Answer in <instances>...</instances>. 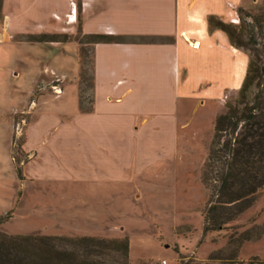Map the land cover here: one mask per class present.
<instances>
[{"label":"rangeland","instance_id":"obj_1","mask_svg":"<svg viewBox=\"0 0 264 264\" xmlns=\"http://www.w3.org/2000/svg\"><path fill=\"white\" fill-rule=\"evenodd\" d=\"M257 1L256 4L251 0L252 5L245 12L253 16L264 14V0ZM76 6L78 22L75 21L74 34L61 31L18 36L15 43H0V231L23 236L128 240L129 264H157L162 260L168 264H248L255 257L264 260V191L226 229L204 234L211 191L203 184L202 173L219 115L213 117L218 108L215 103L202 107L201 102L191 101L186 117L180 119L187 121L186 127H179L164 150H150L153 162L143 166L142 174L129 182L99 178L74 181L50 175V167L59 168L54 169L58 173L75 171V166L68 168L64 162L68 150L61 143L68 138L67 127L62 126L59 133L54 131L49 137L57 142V156L51 152L49 161L34 166L29 178L24 182L19 178L17 168L23 174L25 163L35 156L25 151V145L29 129L38 119L36 112L44 116L37 123L39 135L62 121L69 125L70 121L59 116V112L77 102L78 75L80 110H92L93 44L82 33V0H77ZM240 10L238 17L245 18ZM3 26L4 14L0 19V38ZM255 31L259 34L258 29ZM45 36L66 44L57 48L46 47L52 44L47 42L42 43L45 46L25 44ZM258 38L263 45L264 40ZM75 43L80 47L79 60ZM62 88L65 97L58 100ZM238 97L239 91H234L225 93L222 99L226 105L235 103ZM21 109H25L24 113L16 115ZM225 110L226 107L222 113ZM35 138L33 132L32 144L36 143ZM76 140L81 141L79 137ZM132 152L130 158L142 155L139 150ZM248 236L251 240L244 241ZM108 254L97 259L106 264L124 262L114 251ZM211 257L219 260L210 262Z\"/></svg>","mask_w":264,"mask_h":264},{"label":"crops","instance_id":"obj_2","mask_svg":"<svg viewBox=\"0 0 264 264\" xmlns=\"http://www.w3.org/2000/svg\"><path fill=\"white\" fill-rule=\"evenodd\" d=\"M76 2L4 0L0 43H15L18 36L76 33ZM82 3L83 35L109 37L108 42L93 45L92 110H80L78 75L77 102L59 112V116L70 121L69 125L62 121L39 135L37 123L44 116L36 112L38 119L29 129L25 145V151L35 156L23 167L20 178L23 182L34 166L49 161L51 152L57 154L54 150L57 142L49 137L54 131L59 133L60 126L67 127L68 140L61 143L68 150L64 162L68 168L75 166V171L58 173L55 170L59 168L50 167V175L74 181L99 178L129 182L142 174L143 166L153 162L150 150H164L179 127H186L187 121L180 119L186 117L191 101L201 102L202 107L217 104L213 115L216 117L226 107L224 94L240 91L247 75L249 55L233 46L225 31L211 27L210 18L234 24L239 20L237 11L249 9L251 0H82ZM68 16L76 17V22H69ZM25 44L45 46L29 41ZM62 44L66 43L46 47L57 48ZM79 49L78 46V60ZM61 91L58 100L65 97V90ZM36 107L39 108V101ZM21 110L16 115L24 113L25 109ZM33 132L35 144L31 141ZM135 149L142 155L130 158Z\"/></svg>","mask_w":264,"mask_h":264},{"label":"trees","instance_id":"obj_3","mask_svg":"<svg viewBox=\"0 0 264 264\" xmlns=\"http://www.w3.org/2000/svg\"><path fill=\"white\" fill-rule=\"evenodd\" d=\"M3 4L4 0H0V19H3ZM240 13L245 14V18L239 17V24L210 18V26L225 31L233 46L250 55V63L237 101L226 104L225 112L215 120L214 141L202 173V182L211 191L205 214V235L226 229L250 209L264 191V44L258 38L264 40V14L253 16L245 10ZM87 37L92 39L93 45L109 41L104 35ZM27 41L65 42L46 36ZM92 84L94 86V78ZM17 174L22 178L20 168ZM243 240L250 241L251 237ZM109 251L119 254L124 259L122 264H129L128 240L23 236L0 231V264H106L97 257L107 256ZM216 260L219 258L209 259L210 262ZM248 264H264V260L255 257Z\"/></svg>","mask_w":264,"mask_h":264},{"label":"built area","instance_id":"obj_4","mask_svg":"<svg viewBox=\"0 0 264 264\" xmlns=\"http://www.w3.org/2000/svg\"><path fill=\"white\" fill-rule=\"evenodd\" d=\"M69 22H73L74 20H76V17H74V20H72L71 16H68ZM240 20H237L234 24H239ZM157 264H168V262L166 260H162Z\"/></svg>","mask_w":264,"mask_h":264},{"label":"bare ground","instance_id":"obj_5","mask_svg":"<svg viewBox=\"0 0 264 264\" xmlns=\"http://www.w3.org/2000/svg\"><path fill=\"white\" fill-rule=\"evenodd\" d=\"M76 20H74L73 22H75Z\"/></svg>","mask_w":264,"mask_h":264}]
</instances>
